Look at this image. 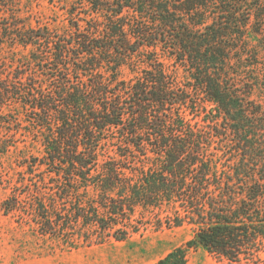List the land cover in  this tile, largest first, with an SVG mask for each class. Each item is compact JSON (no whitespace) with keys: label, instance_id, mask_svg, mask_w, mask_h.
Here are the masks:
<instances>
[{"label":"trees","instance_id":"trees-1","mask_svg":"<svg viewBox=\"0 0 264 264\" xmlns=\"http://www.w3.org/2000/svg\"><path fill=\"white\" fill-rule=\"evenodd\" d=\"M80 1L64 34L0 31V160L20 111L42 149L20 156L3 215L71 249L188 225L154 264H264V0Z\"/></svg>","mask_w":264,"mask_h":264},{"label":"rangeland","instance_id":"rangeland-1","mask_svg":"<svg viewBox=\"0 0 264 264\" xmlns=\"http://www.w3.org/2000/svg\"><path fill=\"white\" fill-rule=\"evenodd\" d=\"M80 3V0H0V31L2 32L3 26L15 24L14 20H18L30 28H48L54 33L64 34L72 28L73 19L69 10H77L74 21L79 18L87 20L89 8ZM81 24L86 26L84 22ZM5 51L8 53L9 49ZM27 53L29 51L21 52L22 56ZM160 60L168 62L162 57ZM168 65L170 70H175L172 62ZM105 74L110 75L107 72ZM179 75L181 78L184 76L182 69ZM131 76L128 68H122L117 74L119 79H129ZM261 96L264 97V94H257L254 98L259 99ZM23 115L20 111V125L14 127V132L19 130L16 137L19 150L15 152L13 149L14 153L11 152L0 160V207L11 192L6 180L14 177V169L17 168L18 160H21L20 156L39 154L42 150L31 133L29 124L22 123L25 122ZM3 135L6 133L0 127V138ZM28 204L26 201L23 206ZM138 226H141L139 233L126 241L117 242L112 239L102 245L93 244L89 247L83 244L84 241L76 233L74 244L78 247L71 249V245L61 238L42 237L33 226L24 223L22 217L5 216L0 209V264H154L172 250L183 246L194 234L188 225L160 231L155 230L154 224H149L146 228L140 222ZM188 264L220 263L200 250L191 252Z\"/></svg>","mask_w":264,"mask_h":264}]
</instances>
